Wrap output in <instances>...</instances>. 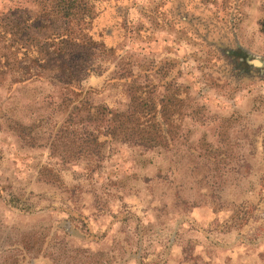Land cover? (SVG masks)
<instances>
[{"label":"rangeland","instance_id":"rangeland-1","mask_svg":"<svg viewBox=\"0 0 264 264\" xmlns=\"http://www.w3.org/2000/svg\"><path fill=\"white\" fill-rule=\"evenodd\" d=\"M88 2L81 96L0 74V264H264V0Z\"/></svg>","mask_w":264,"mask_h":264},{"label":"trees","instance_id":"trees-1","mask_svg":"<svg viewBox=\"0 0 264 264\" xmlns=\"http://www.w3.org/2000/svg\"><path fill=\"white\" fill-rule=\"evenodd\" d=\"M24 1L29 6H22L18 0H4L0 4V74H8L16 85L36 81L61 84L68 91V101L81 96V75L91 71L90 60L97 51L113 50L93 32L105 8L95 9L93 3L88 6V0ZM109 32L108 28L105 34ZM144 105L138 107L143 109ZM93 109L98 115L114 114L102 106ZM150 121L143 116L135 120L124 117V124L136 130L150 127ZM62 129L65 138L72 136L81 146L100 151L102 143L94 130L83 135L77 134V130ZM152 141L154 137L147 135L137 138L135 143L150 147Z\"/></svg>","mask_w":264,"mask_h":264}]
</instances>
